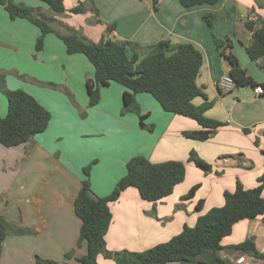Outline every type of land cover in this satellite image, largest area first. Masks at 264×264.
Listing matches in <instances>:
<instances>
[{
    "label": "crops",
    "instance_id": "1",
    "mask_svg": "<svg viewBox=\"0 0 264 264\" xmlns=\"http://www.w3.org/2000/svg\"><path fill=\"white\" fill-rule=\"evenodd\" d=\"M14 1L34 7L36 15L47 17L62 33L78 31L95 42L104 38L136 42L142 56L160 40L193 43L204 57L197 82L212 101L206 114L224 125L206 140L186 137L184 131L203 126L194 118L166 111L150 93L141 92L136 99L144 115L142 126L138 113L123 112L125 87L114 81L100 87L99 103L90 106L86 83L95 78V67L89 58L68 53L64 41L53 32L45 35L43 48L37 50L40 27L26 18L12 19L0 4V75L9 89L27 91L51 113L46 130L30 141L9 147L0 143V215L35 231L8 234L0 264H36L37 255L59 264H82L79 258L87 253L88 244H79L82 219L74 202L89 165L92 193L103 197L126 174L127 162L134 156L186 164L185 179L170 195L151 201L130 186L110 202L112 221L105 238L111 251H143L166 242L184 225L194 226L201 215L222 206L224 192L233 191L237 181L245 188L258 185L264 173V93L256 95L252 85L228 92L218 88L216 82L228 75L230 64L216 48L204 14L216 15L214 34L230 37L228 52L262 84L264 69L259 64L264 65V58L258 61L263 72H250L245 53L253 33L246 21L264 16V0H219L190 7L180 0H160L157 8L151 0H64L67 9L83 1L86 9L78 14L56 13L43 0ZM204 101L203 96L194 98L198 105ZM8 108V98L0 89V116ZM191 150L212 169L206 171L190 160ZM196 184L200 186L195 194L182 199ZM250 237L257 250L264 251V215L236 222L222 245ZM71 251L73 256L66 258ZM242 253L220 251L227 258ZM98 262L116 264L105 253L98 255Z\"/></svg>",
    "mask_w": 264,
    "mask_h": 264
},
{
    "label": "trees",
    "instance_id": "2",
    "mask_svg": "<svg viewBox=\"0 0 264 264\" xmlns=\"http://www.w3.org/2000/svg\"><path fill=\"white\" fill-rule=\"evenodd\" d=\"M43 1L54 12L60 14L65 12L78 14L86 9L83 1L70 9L66 8L64 0ZM218 1L180 0L185 7L215 4ZM159 2L160 0H151L154 8H157ZM0 4L5 7L12 19L26 18L40 27L41 35L36 42L37 50L43 48L45 35L53 32L64 41L68 53H83L89 58L95 67V78L88 79L86 83L90 106L99 103L100 87L114 81L125 87L123 112L138 113L142 126H145L144 115L140 113L136 99V95L141 92L150 93L166 111L194 118L203 126L200 130L184 131L186 137L206 140L218 127L224 125L222 121L210 118L206 114L212 106V101L207 99L206 93L197 82L204 57L193 43L174 44L169 40H160L142 56L136 42L110 38L95 42L82 37L78 31L62 33L48 20L36 15L34 7L26 3L0 0ZM215 18L214 13L204 14V19L211 27L216 48L230 64L228 75L235 80L236 87L264 86V83H258L248 73L234 53L228 52L231 46L230 37L220 38L214 34ZM246 26L253 31L251 42L246 46V53L250 60L258 62L264 58V16L247 20ZM259 65L264 69V65ZM0 89L9 101L7 114L0 116L1 144L9 147L26 143L34 135L46 130L51 113L33 95L23 89H9L3 75H0ZM64 90L71 96L67 88ZM197 96H203L205 101L199 105L195 104L194 98ZM244 130L249 131L247 128ZM189 159L206 171L212 169V165L201 158L195 150H191ZM90 167L91 165L84 168L86 176L74 202L76 214L82 219L79 244L83 241H87L88 244L87 253L79 258L82 264H100L98 255L101 253L114 259L116 264L171 262L232 264L229 258L220 255V251L224 249L241 251L264 259V251L257 250L252 237L236 244L222 245V239L232 232L236 222L264 215V173L258 178V185L252 188H245L240 181H237L233 191L224 192L225 203L222 206L213 207L201 215L194 226L184 225L181 232L168 241L143 251L128 249L111 251L106 247L105 238L112 221L110 202L117 200L122 191L130 186L136 187L143 198L158 201L170 195L175 186L185 179L186 164L180 160L152 162L146 156H134L127 162L126 174L118 181L113 191L103 197H95L92 193L89 180ZM199 186L200 184L192 186L182 199L191 198ZM200 204L196 208H199ZM11 232L24 234L35 231L0 215V256L3 242ZM72 256V251L65 254L66 258ZM36 264L59 263L37 255Z\"/></svg>",
    "mask_w": 264,
    "mask_h": 264
},
{
    "label": "built area",
    "instance_id": "3",
    "mask_svg": "<svg viewBox=\"0 0 264 264\" xmlns=\"http://www.w3.org/2000/svg\"><path fill=\"white\" fill-rule=\"evenodd\" d=\"M256 16H253L252 19H256ZM216 85L222 91L228 92L236 88V82L230 75H224L220 77ZM254 91L256 95H261L264 93V87L262 85L254 86ZM232 264H264V259H259L251 256L247 253H242L240 255L229 257Z\"/></svg>",
    "mask_w": 264,
    "mask_h": 264
},
{
    "label": "rangeland",
    "instance_id": "4",
    "mask_svg": "<svg viewBox=\"0 0 264 264\" xmlns=\"http://www.w3.org/2000/svg\"><path fill=\"white\" fill-rule=\"evenodd\" d=\"M42 18H45L46 20H48L49 21V19L47 18V17H42ZM61 30H65V29H61ZM234 42H235V45H236V47L234 48V51L238 54V52H239V48H238V40H236V39H234ZM240 47V46H239ZM241 49V48H240ZM245 53V51L243 52V54ZM245 56L247 57V59H248V62L250 63V64H247L246 66H248V68H249V70H250V72H258V73H262L263 72V70L259 67V65H258V63L259 62H257V61H253V60H250L249 59V57L247 56V53H245ZM195 98H197V99H201V96H197V97H195Z\"/></svg>",
    "mask_w": 264,
    "mask_h": 264
}]
</instances>
